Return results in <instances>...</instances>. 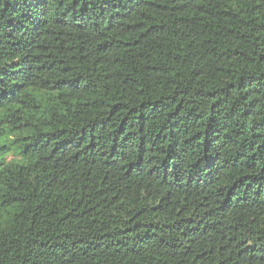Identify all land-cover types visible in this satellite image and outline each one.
Returning a JSON list of instances; mask_svg holds the SVG:
<instances>
[{
    "label": "trees",
    "instance_id": "16d2710c",
    "mask_svg": "<svg viewBox=\"0 0 264 264\" xmlns=\"http://www.w3.org/2000/svg\"><path fill=\"white\" fill-rule=\"evenodd\" d=\"M0 264H264V0H0Z\"/></svg>",
    "mask_w": 264,
    "mask_h": 264
}]
</instances>
